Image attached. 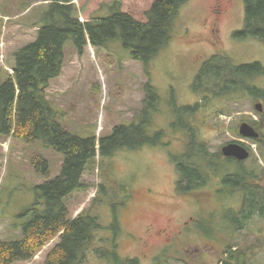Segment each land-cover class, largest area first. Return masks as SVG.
Wrapping results in <instances>:
<instances>
[{
  "label": "rangeland",
  "instance_id": "374dc122",
  "mask_svg": "<svg viewBox=\"0 0 264 264\" xmlns=\"http://www.w3.org/2000/svg\"><path fill=\"white\" fill-rule=\"evenodd\" d=\"M155 0H74L80 22L109 17L114 6L135 20L146 22L145 13ZM42 0H0V84L12 74L13 54L36 38L46 11ZM244 23V0H188L171 26V39L149 63L131 58L120 40L94 50L88 43L78 55L72 43L64 47L61 74L49 83L47 99L58 112L61 127L81 139L110 135L118 125H130L143 108L144 85L149 80L159 101L151 112L153 127L166 133L165 147L145 146L137 150H118L100 160L97 155L82 175L87 189L71 193L65 199L68 217L89 214L103 227L112 226L116 217L122 234L118 239V259L89 255L83 264H124L137 258V264H264L263 221L253 217L241 230L225 228L227 210L237 212L238 194L219 198L224 174L210 180L194 194L180 195L175 187L179 176L172 156L181 155L187 146L185 132H172L174 117L170 109L201 103L192 90L202 64L214 55L228 56L235 65L259 63L264 68V44L234 36ZM264 90V76L255 83ZM172 103L174 106H172ZM248 97L233 100L213 99L206 108L198 107L193 124L200 140L212 154L220 153L228 143H241L250 153L246 168L264 169V145L238 135V126L256 121L261 115ZM263 106L264 101H260ZM262 113V114H263ZM46 162L47 174L42 169ZM63 156L40 142H28L20 136L0 137V241L22 240L21 227L31 219L28 211L37 203L40 189L56 178ZM35 164H39L37 168ZM43 170L41 174L40 171ZM218 175V176H217ZM104 185V192L100 186ZM38 206V205H36ZM39 210L41 207H37ZM115 216V217H114ZM193 219L190 235L167 250L163 237L155 236L143 249L138 239H146L149 227H175ZM217 228V229H216ZM211 231L209 236L206 233ZM110 234L96 233L94 247H100ZM204 236H203V235ZM59 236L48 241L30 261L13 264H45L46 257L59 243ZM230 256L232 259L230 260Z\"/></svg>",
  "mask_w": 264,
  "mask_h": 264
},
{
  "label": "trees",
  "instance_id": "16d2710c",
  "mask_svg": "<svg viewBox=\"0 0 264 264\" xmlns=\"http://www.w3.org/2000/svg\"><path fill=\"white\" fill-rule=\"evenodd\" d=\"M42 1L47 2L41 18L43 25L33 42L13 54L12 74L0 84V137L14 135L28 142H40L45 148L61 154L63 162L59 175L38 187L39 199L28 211L31 219L21 227L22 240L0 241V264L30 261L56 236H59V243L48 253L45 264H83L92 251L94 255L104 257L99 247H94V237L97 231L107 229L116 234V217L110 228L103 227L97 217L89 214L71 219L65 199L71 193L87 189L82 175L97 155L101 160L122 149L167 145L163 142L164 131L156 130L152 136L148 132L153 127V103L159 101L149 80L144 85L143 108L134 118L135 122L115 126L110 135L100 138L81 139L67 133L61 127L59 114L47 99L46 91L49 83L62 72L64 47L68 41L80 56L88 43L96 51L105 48L110 41L120 40L124 48L130 50L132 60L141 62L146 70L170 41L173 19L188 0H155L145 13L146 22L123 13L118 4L109 17L80 22L74 0ZM234 36L264 44V0H244L243 28ZM263 76L264 68L257 62L235 65L228 56L214 55L202 64L192 83L191 88L199 95L201 103L180 108L172 103L174 107L170 109L174 119L169 129L185 132L187 136L185 152L172 156L179 176L176 192L194 194L207 184L211 175L224 173L216 196L228 198L238 194L241 198L237 212L226 211L224 226L234 232L241 230L253 217H259L264 223V169L246 168L244 162L210 153L200 140L193 117L198 107L206 108L213 99L229 101L248 97L252 102L264 101V90L255 84ZM260 115L263 122L264 113ZM250 124L259 132V138L254 142L264 145V125L256 121ZM35 166L38 168L39 164ZM46 166V162H42L45 175ZM104 189L101 185L100 190L104 192ZM261 231L264 235V225ZM262 245L264 248V236ZM235 260L237 264H243L239 258L235 257Z\"/></svg>",
  "mask_w": 264,
  "mask_h": 264
},
{
  "label": "flooded vegetation",
  "instance_id": "af4514ba",
  "mask_svg": "<svg viewBox=\"0 0 264 264\" xmlns=\"http://www.w3.org/2000/svg\"><path fill=\"white\" fill-rule=\"evenodd\" d=\"M221 155V154H220ZM241 206V204H240ZM115 219V218H114ZM117 220V218H116ZM193 222V219H189L188 221L182 223L181 225H175L174 228H172V226L168 225L166 228L164 229H158L157 227H149L147 228V230L145 231V236L146 239L143 240V238H139L138 241L140 243V245L143 247V249H147L148 245H149V241L154 238L155 236H160L163 237L164 242H165V246L167 248V250H169L175 242H177L178 240H183L185 237H188L190 235L189 231H190V227L191 224ZM117 233L113 234L112 231L110 229H107V231L110 233L108 234V237L103 239V244L98 248L100 249L103 254L105 259L110 262L114 261V263H116V261H120L121 259H118V253L116 248L118 247V239L119 237L122 235L120 233L121 230V226L119 221L117 220ZM193 225H195L196 229L199 232H202V230L199 228V225L197 223H195V221L193 222ZM217 229V228H216ZM208 234L211 237H214L213 235H211V231L208 230L207 232H203ZM203 235V234H202ZM204 236V235H203ZM95 248H92V250H94ZM94 251H92V255ZM124 264H137V258L135 259H128L126 261H121Z\"/></svg>",
  "mask_w": 264,
  "mask_h": 264
},
{
  "label": "water",
  "instance_id": "95a60500",
  "mask_svg": "<svg viewBox=\"0 0 264 264\" xmlns=\"http://www.w3.org/2000/svg\"><path fill=\"white\" fill-rule=\"evenodd\" d=\"M257 113H263V106L260 102L254 104ZM238 135L243 139L257 140L259 132L249 123L243 122L238 126ZM220 154L224 158L234 159L237 162H245L249 159V151L239 143H228L221 147Z\"/></svg>",
  "mask_w": 264,
  "mask_h": 264
}]
</instances>
